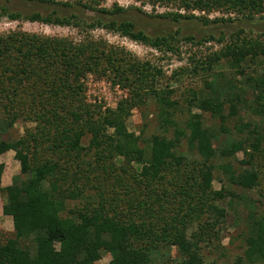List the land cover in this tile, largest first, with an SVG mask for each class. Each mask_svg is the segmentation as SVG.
<instances>
[{
	"label": "trees",
	"instance_id": "obj_1",
	"mask_svg": "<svg viewBox=\"0 0 264 264\" xmlns=\"http://www.w3.org/2000/svg\"><path fill=\"white\" fill-rule=\"evenodd\" d=\"M26 1L78 7L101 16L87 22L76 13L0 7V18L71 26L82 35L76 40L24 30L0 34V112L9 120L0 126V155L13 150L21 163V175L7 186L2 183L5 165L0 163V193L6 195L2 211L12 217L14 225L11 235L0 234V264H98L104 252L111 256L109 264H156L163 245H176L180 254L167 264H218L205 259L201 245L220 239L227 215L217 202L226 197V190L213 187L215 160L231 159L244 150L243 164L250 166L238 171L227 161L224 177L247 191L256 189L263 176L264 125L254 119L241 122L246 137L229 138L230 143L219 149L214 146L219 133L204 124L202 113L190 116L187 132L176 129L175 138L153 134L146 139L129 131L126 122L133 108L151 99L157 102L161 126L166 130L174 124L168 108L177 103L172 98L175 90L160 86L164 73L159 66L138 60L123 46L90 36L91 31L106 29L164 55L179 52L181 39L193 41L194 37H181L179 31L151 34L135 19L120 16L135 6L117 2L108 7L106 0ZM136 1L176 4L185 12L149 14L176 23L226 20L196 15V9L234 11L250 19L264 13V0ZM263 58L264 33L253 36L240 30L203 61L212 69L225 60L242 74L244 85L254 95L244 104L262 119ZM89 73L127 89L128 97L116 110L101 113L87 102L83 79ZM222 82H216L208 93L194 92L189 101L219 117L220 128L226 130V122L239 113L242 97L235 91V82L227 78ZM21 115H34L39 126L17 139L3 138ZM88 134L90 141L85 145ZM183 135L194 157L180 152ZM116 158H122L121 162ZM247 198L251 212L246 220L245 249L233 264H264V209ZM204 215L208 220H203ZM195 221L198 229L189 232Z\"/></svg>",
	"mask_w": 264,
	"mask_h": 264
},
{
	"label": "rangeland",
	"instance_id": "obj_2",
	"mask_svg": "<svg viewBox=\"0 0 264 264\" xmlns=\"http://www.w3.org/2000/svg\"><path fill=\"white\" fill-rule=\"evenodd\" d=\"M115 2L125 7L135 6L133 9H130L120 16L123 19H135L140 27L151 34L179 31V36L181 37H194L193 41L181 39L179 42V52H169L164 55L156 48L134 41L118 33L107 31L106 29L96 28L91 31L90 36L96 39L103 38L111 44L123 46L138 60H150L154 65L159 66L164 73L160 80V86H170L175 90L172 98L176 99L177 103L171 107V109L168 108L171 114H173L174 124L168 125L166 130L161 126L160 119L158 118L159 109L157 102L151 99L146 105L133 108L126 122L129 131L137 135L141 134L142 137L146 139H150L153 134H164L169 138H175L177 137L176 129L187 132L186 123L190 116L194 113H202L204 124L213 127L219 133L218 139L214 142V146L219 149V147L221 148L226 143H230L229 138L230 140L237 141L246 137L247 131L242 126L241 122L254 119L256 122H261L264 125V119L252 111L251 108H247V105L244 104V100L252 101L254 95L251 89L244 85L245 80L242 74L236 71L235 68L229 66L225 60H222L221 64H214L212 69L209 68L207 63H203L209 53L220 50L231 36L240 30H243L245 34H251L253 36L263 34L264 13L256 15L254 19H250L234 11L229 13L224 10H213L210 13H206L205 11L196 9L193 11L196 15H205L210 20H214L215 18H224L226 20L206 24L202 20L184 19L176 23L169 19L149 16L150 13L157 14L172 10L184 13L185 9L180 8L176 4L159 3L152 5L149 2L143 3L136 0H106L104 6L111 7ZM3 5L22 12L41 11L43 13H50L56 10L61 14L76 13L81 19L87 20V22L101 16L97 12L78 7L65 8L58 5L42 4L26 0H0V7ZM136 7L142 8L146 13L139 12ZM16 30L52 36H68L76 40L82 37L78 29L71 26L50 25L24 19L13 20L6 16L0 18V34ZM199 60L202 61L200 62ZM262 62L264 64V58ZM201 64H204V67H201ZM223 78L235 82V91L242 97V102L239 104V113L226 122V130L220 128L221 119L219 117L213 116L210 112H204L196 106H192L189 101L190 96H192L194 92L201 91L208 93L212 90L216 82L222 84ZM83 82L86 86L85 96L87 102L92 105L93 109L100 110L101 113L108 110H116L119 107L120 101L128 97L127 89L118 83H113L112 80L107 77H97L95 74L89 73L85 76ZM6 115L7 114H4V112H0V126L9 121L5 119ZM33 116L34 115H21L12 126H9L8 131L1 136L8 139H17L23 136L27 129L33 130L37 128L39 125H37ZM239 125L244 129L240 130ZM89 141L90 135L88 134L84 138L83 143L88 145ZM142 144L147 145V143L143 142ZM46 145L47 143H45L44 146ZM42 150H44V147ZM179 150L189 156H195V151H191L192 147L189 144L187 136L183 135L180 137ZM15 154V151L10 150L0 155V163L5 165L2 174L3 186L12 184L14 178L21 175V163L16 158ZM245 159L246 155L244 150H242L237 152L235 157L231 159L219 157L215 160L217 166L215 169L216 177L213 187L215 190H220L222 187L225 188L226 197L217 202L226 210L227 215L223 222L224 231L220 239L215 237L211 242L201 243L202 254L207 261H214L218 264H233L236 258L244 253V238L247 230L246 220L248 214L251 212V206L248 205L249 202L248 200L246 201L245 198H251V200L254 201L253 203L258 205L259 208L264 209V168L260 185L251 191H247L246 189L230 183L229 179L224 177L226 175L224 166H226L225 164L227 161L232 162L234 168L241 171L250 166L243 164V160ZM121 160L122 158H116L117 163H120ZM135 166L140 168L138 164H135ZM23 177H26V175H23ZM5 201L6 195L0 193V234L3 236L11 235L14 230L12 217L5 215L2 211V205ZM203 217V220H208L207 215ZM198 225L199 223L195 221V223L189 226V232L198 229ZM179 255V250L176 245H163V249L160 251V257H156L154 262L156 264L164 262L166 264L171 263L172 260L178 258ZM110 259V254L104 252L98 264H109Z\"/></svg>",
	"mask_w": 264,
	"mask_h": 264
}]
</instances>
